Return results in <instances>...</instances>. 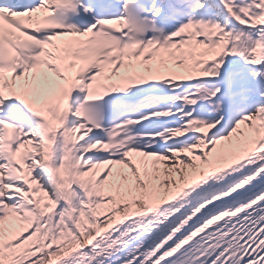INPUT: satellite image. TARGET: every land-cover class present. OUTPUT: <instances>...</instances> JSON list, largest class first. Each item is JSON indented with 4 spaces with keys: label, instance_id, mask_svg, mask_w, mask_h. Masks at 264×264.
I'll return each mask as SVG.
<instances>
[{
    "label": "snow or ice",
    "instance_id": "6c2138e0",
    "mask_svg": "<svg viewBox=\"0 0 264 264\" xmlns=\"http://www.w3.org/2000/svg\"><path fill=\"white\" fill-rule=\"evenodd\" d=\"M0 264H264V0H0Z\"/></svg>",
    "mask_w": 264,
    "mask_h": 264
}]
</instances>
